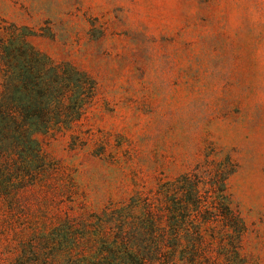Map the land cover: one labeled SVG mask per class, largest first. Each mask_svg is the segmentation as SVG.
<instances>
[{
    "label": "rangeland",
    "instance_id": "1",
    "mask_svg": "<svg viewBox=\"0 0 264 264\" xmlns=\"http://www.w3.org/2000/svg\"><path fill=\"white\" fill-rule=\"evenodd\" d=\"M14 27L95 94L39 136L50 176L0 197V264L83 263L111 231L100 212L205 156L234 169L240 258L264 264V0H0V30Z\"/></svg>",
    "mask_w": 264,
    "mask_h": 264
},
{
    "label": "trees",
    "instance_id": "2",
    "mask_svg": "<svg viewBox=\"0 0 264 264\" xmlns=\"http://www.w3.org/2000/svg\"><path fill=\"white\" fill-rule=\"evenodd\" d=\"M28 37L23 28L0 30V197H12L17 182L35 185L50 176L53 166L39 136L70 127L95 94L86 72L55 61ZM211 161L205 156L156 190H138L100 212L99 226L111 231L98 233L99 252L81 264H220V256L243 264L246 225L226 183L234 169ZM217 244L220 256L212 251Z\"/></svg>",
    "mask_w": 264,
    "mask_h": 264
}]
</instances>
